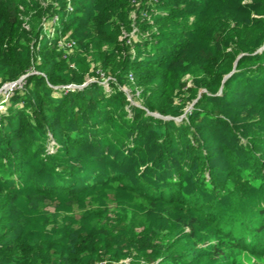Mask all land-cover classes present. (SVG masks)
I'll return each mask as SVG.
<instances>
[{
  "label": "trees",
  "instance_id": "1",
  "mask_svg": "<svg viewBox=\"0 0 264 264\" xmlns=\"http://www.w3.org/2000/svg\"><path fill=\"white\" fill-rule=\"evenodd\" d=\"M22 6V0H0V83L16 81L28 73L30 37L36 42L42 31L41 14L31 15L27 10L31 16L27 19ZM143 12L138 14L137 31L145 26L147 16L153 25L143 30L153 26L160 27L158 30L170 29L177 25L178 13L175 15L166 5L158 4L156 13H151L149 8ZM178 12L182 14V10ZM58 17L62 24L68 25L63 15ZM23 22L28 25V31L22 27ZM119 33L115 29V34ZM55 35L59 38L61 32L56 31ZM177 35L185 37L182 31ZM216 37L217 34L215 49L220 51L222 41ZM23 40L27 41L26 46ZM159 42L156 39L155 47L140 54L130 53L129 48L120 46L116 40V56L106 57L112 73L108 81L112 92H119L128 75L145 88L161 72L165 75L188 65L190 57L185 39L173 37L161 48ZM22 47L28 48L25 55ZM202 54L204 61L213 57L210 50H202ZM263 61L262 55L243 57L237 66L244 74H263ZM52 76L50 67L27 75L23 87L9 99L6 111L0 113V218L2 210L20 198L43 211L55 198L77 197L110 186L140 196L155 206L178 205L189 211L180 220L191 228L189 235L186 234L188 238L197 237L195 227L209 228L212 235L218 236L209 247L196 252L188 249L181 253V245L173 251L157 248L161 260L156 263L157 257L148 259L152 264H201V260L207 263L210 258L221 260L223 250L229 248L264 254L263 137L251 135L230 141L228 136L235 134L232 128L222 122L226 129L220 136L222 127L210 124L217 120L203 117L200 114L203 111L195 110L179 124L152 115L168 113L173 93L171 81H163L162 90L156 88L151 92L145 109L134 106L123 96L121 100L127 109L119 117L112 109L118 98L112 93L107 96L102 85L64 88ZM232 82V79L226 82L224 89ZM210 84L214 83L205 84L207 90ZM215 84L218 86L219 80ZM260 84L250 87V97L264 101V79ZM164 95L168 102L164 101ZM202 98L204 101L210 97ZM215 100L211 102L216 103ZM48 133L58 144L55 153L46 150ZM199 133H209L212 140L201 141L197 137ZM109 155L117 160L115 171L108 164ZM90 225L103 238L108 236V229L99 227L96 221ZM7 239V234L0 231V264H29L35 254L31 247L36 241L23 247L18 241ZM142 241L147 248L148 244L154 248L156 241L165 240L154 231V235L145 234ZM89 243L90 240L74 239L68 251H56L55 258L61 264H80V247L88 248Z\"/></svg>",
  "mask_w": 264,
  "mask_h": 264
},
{
  "label": "rangeland",
  "instance_id": "2",
  "mask_svg": "<svg viewBox=\"0 0 264 264\" xmlns=\"http://www.w3.org/2000/svg\"><path fill=\"white\" fill-rule=\"evenodd\" d=\"M22 1V14L27 19L31 18L29 12H32L31 15L41 14L42 31L36 42L30 37L28 48L31 50L22 47L24 55L28 50V73L16 81L0 83V113L6 111L9 99L23 87L27 75L46 71L50 67L52 77L58 80L61 87L81 89L92 83L102 85L107 96L112 93L118 98L112 109L119 117L124 116L127 109L121 100L123 96L134 106L145 109L146 99L151 92L156 88L162 90L163 81H171L173 93L169 102L167 96H163L164 101L169 103L168 113L162 116L153 112L152 115L172 119L179 124L195 110L203 111L200 113L203 117L217 120L210 121V124L222 127L220 136L226 129L222 122L232 128L235 134L228 136L230 141H240L251 135L264 138V101L250 97V87L260 86L264 73L244 74L242 68L237 66L240 58L264 57V0ZM158 4L172 8L175 15L178 13L177 25L170 29L158 30L160 27L155 29L153 26L152 29L143 30L147 25H153L147 16L143 23L145 26L137 31L138 14L144 13L146 8L156 13ZM180 10L182 14L178 12ZM58 14L63 15L68 25L62 24ZM124 17H127L125 21ZM22 27L29 30L25 22ZM117 28L119 35L115 34ZM56 31L61 32L59 38L55 35ZM180 31L185 37L179 38L177 33ZM215 34L217 40L220 38L222 41L220 51L215 49ZM173 37L185 39L187 55L190 57L187 66L165 75L161 72L160 77L153 79L145 88L135 84L131 75H128L118 88L119 92H112L108 84L112 73L106 57L116 56V40L120 46L129 48L130 53H136L155 47L153 43L156 39L160 41L161 48ZM23 45H27L26 40H23ZM202 50L212 51L210 61L203 60ZM231 79L233 82L224 89L225 83ZM217 80L218 86L215 84ZM208 82L214 83L209 85V90L205 88ZM49 85L56 88L55 85ZM204 95L209 96V100L202 101ZM212 99H216V103L211 102ZM209 135L199 133L197 137L206 143L212 140ZM47 136L46 150L55 153L58 144L50 133ZM107 161L115 171L117 160L109 155ZM105 187L77 197L55 198L43 211L20 198L13 206L8 205L2 210L0 223L3 225L0 231L7 234V241H18L23 247L36 241V245L31 247L35 254L29 264H61L55 258V252H67L68 245L74 239L84 242L90 240L88 248L86 245L80 247V264H152L148 259L157 257L156 263L161 260V251L157 248L173 251L179 250L181 245V253L188 249L196 252L218 239L217 235L210 233L209 228L202 230L201 227L199 230L195 227L199 240L197 237L188 238L186 234L189 235L191 228L185 221L180 223V220L189 211L178 205L155 206L140 196ZM91 221H96L101 228H107L108 236L103 238L93 231ZM154 231L165 241H156L154 248L148 244L147 248L141 244L142 237L147 233L154 235ZM223 252L221 260L210 258L207 263L201 260V264H264V254L235 248L224 249ZM38 253L43 257L40 258Z\"/></svg>",
  "mask_w": 264,
  "mask_h": 264
},
{
  "label": "water",
  "instance_id": "3",
  "mask_svg": "<svg viewBox=\"0 0 264 264\" xmlns=\"http://www.w3.org/2000/svg\"><path fill=\"white\" fill-rule=\"evenodd\" d=\"M24 76H25V75H24ZM24 76H22L21 78H23ZM21 78H20V79H21Z\"/></svg>",
  "mask_w": 264,
  "mask_h": 264
}]
</instances>
